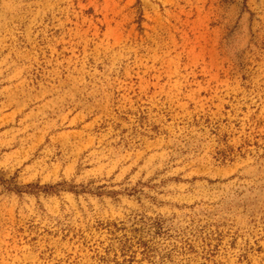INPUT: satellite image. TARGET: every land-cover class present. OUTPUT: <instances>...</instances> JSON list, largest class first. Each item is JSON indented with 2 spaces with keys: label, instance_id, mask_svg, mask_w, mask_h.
<instances>
[{
  "label": "rangeland",
  "instance_id": "obj_1",
  "mask_svg": "<svg viewBox=\"0 0 264 264\" xmlns=\"http://www.w3.org/2000/svg\"><path fill=\"white\" fill-rule=\"evenodd\" d=\"M0 264H264V0H0Z\"/></svg>",
  "mask_w": 264,
  "mask_h": 264
}]
</instances>
